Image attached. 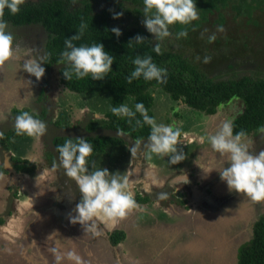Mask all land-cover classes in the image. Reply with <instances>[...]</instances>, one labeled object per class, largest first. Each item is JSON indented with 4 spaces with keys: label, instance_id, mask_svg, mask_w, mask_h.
Instances as JSON below:
<instances>
[{
    "label": "trees",
    "instance_id": "obj_1",
    "mask_svg": "<svg viewBox=\"0 0 264 264\" xmlns=\"http://www.w3.org/2000/svg\"><path fill=\"white\" fill-rule=\"evenodd\" d=\"M105 1L107 0H25L16 14H11L5 8L2 18L13 27L39 24L48 32V38L42 46L45 71L57 63L65 48V39L74 35L81 23L86 27L80 38L73 41L75 45L97 42L104 44L105 50L113 55L114 60L112 71L103 79L92 80L89 75L81 79L73 77L66 80L62 70L67 65L59 63L58 80L70 92L84 95L87 92L104 91L110 96L111 107H118L130 99L133 111L135 104L142 102L147 114L153 118L151 107L154 95L151 88L154 87L163 90L171 99L205 113H214L220 104L238 98L243 103V110L232 120L233 134L244 131L248 136L259 132L258 126L264 125V72H260L264 62V18H261L264 17V0H196L198 19L188 24L177 22L168 26L169 31L175 34L176 42L184 45L183 49L168 47L156 40L144 25H139V21L144 20L143 0ZM114 12H122V15L113 18ZM132 20L133 24L128 26L126 21ZM218 26H223V31L218 30ZM112 27L121 29L119 37L111 32ZM182 29L187 31V35L177 37ZM6 30L12 33L14 40L18 38L15 32ZM230 30L232 32L224 33ZM137 34L145 37L139 43L134 40ZM213 34L215 39L209 41L208 37ZM35 40L43 41L40 36ZM157 43L160 44V54L153 50ZM229 54H234V60L238 64L256 65L260 73L257 72L258 75L254 77L234 75L231 80L214 81L209 76L213 64ZM137 56H151L157 67L166 69V79L163 82L155 78L145 80L141 75L129 82L127 77L135 67L132 60ZM205 57L209 58L207 62ZM206 63L208 65L205 68ZM111 109L105 114V129L115 132L120 130L134 142L137 139H148L151 126L143 121L139 112L129 118L118 116ZM20 111L24 110L14 109L17 114ZM32 115L36 116L34 113ZM86 128L93 131L96 125L89 121ZM178 129L180 130L179 127ZM179 135L181 137V131ZM16 136L21 135H17L14 129L1 132L0 144L8 149L7 141ZM75 137L55 135L52 142L56 148L66 139L75 140ZM82 138L88 140L93 147V152L87 158L89 162L96 153L127 142L117 134L87 135ZM12 160L22 162L19 167L30 170L26 160L17 156H12ZM0 171L5 172L1 165ZM144 199L137 198L139 202ZM184 202L181 200V203ZM109 238L111 244H116L125 238V233L123 230H115ZM236 256V264H264V213L259 214L253 222L252 236L238 246Z\"/></svg>",
    "mask_w": 264,
    "mask_h": 264
},
{
    "label": "rangeland",
    "instance_id": "obj_2",
    "mask_svg": "<svg viewBox=\"0 0 264 264\" xmlns=\"http://www.w3.org/2000/svg\"><path fill=\"white\" fill-rule=\"evenodd\" d=\"M261 18L264 17L262 16ZM141 23L143 24V22L139 21V25H141ZM7 29L15 32L18 39L14 42L17 55L5 61L6 63L0 64V72L4 74L6 80L3 84H7L0 88V124L3 125L2 129H8L14 125V122L10 126L7 124L9 122L11 123L9 110L13 104L10 103L15 102L22 104L19 101H11V99L17 96L15 93L22 91L23 86L28 88L30 95L28 97L30 103L28 108H33V111L40 112L42 116L40 119L42 118L41 120L45 122L46 131L40 135L43 141H48L49 136L51 137L56 134L67 132L66 130H62L61 127H72V124L76 125L73 129L74 132L77 133L76 135H78L76 137L82 136L83 133L90 135L117 134V132L112 133V131L103 127V124L107 122L105 114L112 108L110 96L107 92L94 91L82 95L63 89L58 83V68L60 64L57 63L45 71L44 75L39 80H36L35 76L27 73L22 68L26 59L44 56L42 46L47 33H44L41 25H20L18 27H12L9 23L7 24ZM169 32L170 35L168 37L159 41H162V43L166 44L168 47L183 49L184 45L176 42L177 39L175 34L172 31ZM229 32H232V30L225 31L224 33L228 34ZM34 33H37L36 36H34ZM23 36L27 39V43L25 44L22 43ZM39 36L43 41L35 40ZM30 40H35L34 43H39V47L36 44H31ZM36 47L39 48V50H35ZM232 55L233 54H229L222 59L224 62L231 63L233 62ZM15 58H18L19 61ZM221 61L222 60L216 63H220ZM207 65L206 63L205 68ZM260 72H264V62H262ZM28 80H31L32 83L29 84ZM10 86L16 89V92L13 93V88H9ZM154 93L156 95V99L154 100L155 105L153 106L156 115L155 122L157 124L163 123L165 125H172L174 128H182V140L178 143L177 147L178 150L182 149L184 151L185 159L176 164H171L168 155L162 157L150 151V148L147 146L148 139L141 141L137 151L131 153L130 148L135 142L129 139L127 135L120 132L119 135L124 136L127 142L125 145H122L120 149H114V152L120 154L123 159L126 157L129 158V160L131 159V164L130 166H124L122 159L118 158L116 170L118 167H124V169L129 168L128 176L129 182L132 185L131 191L141 192L142 195L148 191L151 194V200L149 203L144 204L145 206L142 207L143 210L140 209L139 211L140 214L144 216L145 214L148 215L147 218L139 217L140 219L138 220L141 227L137 226L132 229L133 225L136 223H133V219L128 215L120 219L121 221L119 223L123 226L122 229L125 230L126 237L119 246H110L108 243L105 244V253L101 256L102 258L98 264H135L134 262L136 261L139 264H171V262L172 264L173 262H175L174 264H213L216 258L215 249L219 251L220 242L228 248V246H231V243H234L233 241L236 238L234 233L241 229L243 230V236H248V231L251 229L253 222L259 214L264 213V201L253 202L248 200L242 193L229 191L227 185L221 187L223 180H221L219 171L216 169H221L224 166L227 167V162H225L224 156L212 149L206 137L208 134H214L224 120L231 118L227 117V115H222L223 108H220L222 112L213 115H204L202 113L194 115L191 108H187L182 104L184 107H178L179 116L176 115L175 120L173 119V122L176 123V125H174L169 121L172 113V109H170L171 106L169 107V103H166V100L169 98L162 93H158V91L155 92L154 90ZM175 103V101L172 102V104ZM124 104L130 107L131 100H126ZM182 112L184 116H182ZM97 113L99 114V118L95 115ZM78 117L80 118L78 119ZM88 121H92L96 125V129L86 132L87 129H85V126ZM53 123L55 125H53ZM201 136L205 137V142L203 144L199 142ZM247 137H251L254 141L251 145V151L258 152L261 148H264V132L250 134ZM43 149L45 150L46 148ZM43 149H41V151H43ZM110 151L108 154H110ZM149 157H153L154 160L159 161L160 165L163 164L164 167L167 165V168H164L165 172L157 173L158 164L154 160L149 159ZM204 158H208L209 162L215 160L213 162L214 166L207 165L202 161ZM4 159L9 161L6 164L7 167H10V160L7 157ZM38 160L39 162L42 161L40 155ZM44 163H42V166L52 168L49 165V161L46 159H44ZM212 168L215 169L211 170ZM208 171L210 172L208 173ZM27 173L29 172L20 173L18 175V180H20L22 176H28ZM160 174L164 177L163 181L158 177ZM164 174H166L167 177H165ZM149 178L152 182H155L154 184L163 183L161 186H150L151 183L149 182ZM171 185H173L172 188ZM176 185H179V191H177L176 195H173L171 194V189L174 190ZM10 186L12 187V185ZM158 190L167 194L162 202L153 197L157 194ZM243 197L246 199L240 201ZM181 200L185 202L181 203ZM216 203H218L219 206ZM211 204L216 206L212 207ZM231 205H236L240 209L242 205H245L246 207L241 213V215L245 217L243 222L238 219L231 221L229 218L228 224L224 225L223 229L225 230L223 231L225 236H220L219 239H217L216 234L210 233L208 228L201 229L186 225L180 227L178 230L174 229L172 231V229L170 230L162 227L165 221L171 222V217H168V213L172 214H170V216H172L174 222L183 223L185 218L191 215L192 210L199 211L203 214L200 215L198 212H192L196 215V218H203L200 222L204 223L200 224H206V226L211 227L214 225L213 223L211 225V222L208 221L214 218H207V216H209V214L211 216V212L217 213L222 210L224 216L229 217L230 214H226V209H229ZM162 207H164V209ZM150 212L155 213V215H151ZM160 212H164L163 215ZM165 212H167V214H165ZM129 213H131V211ZM158 213H160V215ZM204 214H206V218H204ZM215 215L217 216V214ZM220 222L221 221L218 223ZM191 224H193V222ZM107 226L108 225L97 221L98 229L102 230L104 234L100 236H93L91 234L93 236L92 242L94 241L99 246H101L100 244H104L101 239H105L104 236L109 230L116 229V227L110 228ZM201 238L205 242L214 243L216 245L215 249L207 244L205 252L199 250V240ZM148 239H150L151 242ZM138 240L142 241L147 247V250L143 254V259L139 257L141 252L135 251V248L138 247L134 242ZM107 251H109V253H106ZM127 258L130 259L128 260ZM34 259L40 260L37 254L34 255ZM105 259L109 260V263H107ZM233 263L234 259L230 258L229 264Z\"/></svg>",
    "mask_w": 264,
    "mask_h": 264
},
{
    "label": "clouds",
    "instance_id": "obj_3",
    "mask_svg": "<svg viewBox=\"0 0 264 264\" xmlns=\"http://www.w3.org/2000/svg\"><path fill=\"white\" fill-rule=\"evenodd\" d=\"M25 0H0V64L17 55L13 43V35L7 31V21L3 14L7 8L11 14L19 11V6ZM143 24L147 31L154 34L156 40H162L170 35L169 25L174 23L188 24L198 19L196 0H143ZM122 12H114L113 18L119 17ZM86 25L81 23L78 31L64 41L65 48L60 53L57 64L63 63L67 67L62 70L66 80L73 77L81 79L91 76L92 80L103 79L106 74L112 71L111 65L114 57L105 50L102 42L92 44L73 43L80 38ZM218 30L223 31V26H218ZM111 32L117 37L121 35L119 27H112ZM187 31L181 30L177 37L186 36ZM145 37L137 34L134 40L139 43ZM209 41L215 39V35L208 37ZM132 41V40H130ZM153 50L160 54V44L154 45ZM209 58L205 57V61ZM44 57H31L24 61L22 68L39 80L45 73L43 63ZM135 65L130 75L127 77L131 82L141 75L145 80L155 78L163 82L166 79V69L159 68L152 62L151 56L135 57L132 60ZM165 74V75H162ZM29 84L32 83L28 80ZM111 111L118 116L134 117L139 112L143 121L150 125L147 146L152 153L162 157L169 156V162L176 164L185 159L184 151L178 150V143L182 138L180 130L172 125L163 123L157 124L153 117L147 114L142 102L135 104V111L126 104L112 107ZM99 118V114H95ZM137 123H140L137 121ZM46 131L45 122L30 114L28 111H20L14 120V132L17 135L40 136ZM257 131L264 132V125H260ZM120 130H117V135ZM66 139L62 144L56 146L59 154V164L63 167L65 175L75 181L80 199L75 205V215H70L71 222H79L84 231H89L93 236H100L104 233L98 229L97 221L108 226L116 224L120 219L126 217L133 209L141 208L134 199L131 191L132 185L129 178L122 176L118 171H111L107 167H95L89 170L88 157L93 152L92 144L82 138L75 137ZM207 142L212 149L225 157L227 167L216 169L219 171L221 180L226 182L229 191L242 193L248 200L253 202L264 201V148L258 152L251 151L254 143L251 137H247L244 131L233 134V121L224 120L214 134H208ZM200 143L205 142V137L199 138ZM141 141L137 139L130 148L131 153H135ZM215 168H212L213 170ZM210 170V171H211ZM208 171V173L210 172ZM166 193H160L159 198L166 197ZM141 210H143L141 208ZM55 251V249H53ZM69 259L80 264L81 257L73 252H68ZM61 256L57 255L59 261Z\"/></svg>",
    "mask_w": 264,
    "mask_h": 264
},
{
    "label": "crops",
    "instance_id": "obj_4",
    "mask_svg": "<svg viewBox=\"0 0 264 264\" xmlns=\"http://www.w3.org/2000/svg\"><path fill=\"white\" fill-rule=\"evenodd\" d=\"M5 81L4 74L0 72V88H2L1 86L4 85ZM9 88L13 87L10 86ZM22 88L21 92L15 93L17 96L11 101L26 102L28 100L30 96L28 88L23 86ZM14 92H16V89L13 88ZM8 146L9 150L6 151L5 156L3 155L2 158L7 157L9 159L13 155L28 157L31 160L38 161L39 155L41 156L42 154L43 142L39 136H27L11 139L8 141ZM120 148L121 146H114V148L110 147L102 153H96L89 162V170H94L95 167H107L110 172L118 171L120 175H126L129 178V168L118 167L116 170L118 158L122 159L124 166H130L131 164V159L129 160L127 157L123 159L120 154L114 152V149ZM109 151L110 154H108ZM149 159L154 160L153 157H149ZM2 160L3 163L0 162V165L4 167L5 172H0V219H4V223H0V264H76V261L69 259L67 256L70 251L81 257L80 264H98L102 258L101 256L105 253L104 247L107 244V240L105 237V239H101L104 244L99 246L94 241L92 242L93 236L89 231H84L79 222L70 221L69 216L76 214L75 205L77 204L73 196H76V191L73 187L71 185L67 186L62 180L58 179L61 174H57L53 167L49 168L42 165L38 166L35 171L27 173L28 176H22L18 180L17 174L13 173L11 169L7 170L6 163L9 161L6 159ZM154 161L158 164L157 173H164V168H167V165L164 167L163 164L160 165L159 161ZM202 161L207 165L214 166L212 163L215 160L209 162L208 158H204ZM164 175L167 177L166 174ZM158 177L163 181L164 177L162 174L158 175ZM149 182H152L150 178ZM13 184L19 186L18 191L21 195L18 199L11 202L9 188L11 187L10 185L13 187ZM139 211L137 208L128 214L133 219V223H136L132 229L137 226L141 227L138 220L140 219L139 217L147 218L143 214L142 216ZM192 212H198L203 215L199 211L192 210ZM192 212L190 216L185 218L183 223L174 222L172 216H170L171 213L167 214L165 212L168 217H171V222L165 221L162 227L172 229V231L186 225L206 227V224H200L204 223L200 222L203 218H196V215ZM160 213L163 215L164 212ZM204 218H206L205 214ZM120 221L107 227L122 228ZM192 222L193 224H191ZM134 244L138 247L135 248V251L141 252L139 257L143 259V254L147 247L140 240L134 242ZM106 253H109V251ZM35 254L39 256L41 261L34 259ZM57 255L61 256L59 261L56 260ZM127 259L129 260L130 258ZM105 260L109 263V260ZM134 263L139 264L137 261Z\"/></svg>",
    "mask_w": 264,
    "mask_h": 264
},
{
    "label": "flooded vegetation",
    "instance_id": "obj_5",
    "mask_svg": "<svg viewBox=\"0 0 264 264\" xmlns=\"http://www.w3.org/2000/svg\"><path fill=\"white\" fill-rule=\"evenodd\" d=\"M109 1H115V0H109ZM108 0L107 1H105V2H109ZM133 22H134V20H132V21H126V23L127 24H129L128 26H131L132 24H133ZM31 25H35V24H31ZM141 25H144V24H141ZM24 26H26V25H24ZM13 27V26H12ZM43 28V27H42ZM43 31H44V33H48L44 28H43ZM23 38V44H25V43H27V39L23 36L22 37ZM47 38H48V34L46 35V39H45V41L47 40ZM18 38H16L14 41H13V43L14 42H16V40H17ZM31 41V44H35L34 42H35V40H30ZM30 41H29V43H30ZM45 41H43L44 43H45ZM37 45V44H36ZM38 46V45H37ZM43 48V47H42ZM39 50V48H35V50ZM41 54V53H40ZM39 54V55H40ZM232 57H233V62H231V63H227V62H224V60H222L220 63H216L212 68H211V71H210V73H209V76L210 77H212V79L214 80V81H220V80H231L233 77H234V75H238V76H250V77H254V76H256V75H258V73L257 72H259V70L256 68V65L255 66H253L252 64H249V63H242V64H238L237 62H236V59L234 60V54L232 55ZM236 58V57H235ZM17 61H19L18 60V58H15ZM215 60V59H214ZM216 61V60H215ZM6 63V62H5ZM219 64V65H218ZM212 65V64H211ZM218 65V66H217ZM260 73V72H259ZM58 83L62 86V88L63 89H66L60 82H59V80H58ZM152 90V94L154 95V100L156 99V95H155V93H154V90H155V92L156 91H158V93H162V94H164V95H166L169 99H167L166 101V103H169V107L171 106V108L170 109H172V113H171V118H170V120L169 121H171V124H174V125H176V123H174L173 122V119L175 120V118H176V114L175 113H179V109H178V107L179 108H181V107H187V108H191V107H188L187 105H185V104H183L182 102H180V101H178V100H173V99H171L170 97H169V95L167 94V93H165L163 90H161V89H159L158 87H154V88H151ZM67 90V89H66ZM68 91V90H67ZM40 101H41V99H40ZM176 102L175 104H172V102ZM22 104H19V103H11V104H13L12 106H11V108H10V110H9V116L11 117V119H10V121H11V123L9 122V123H7V124H9V126L10 125H12L13 124V122H14V120H15V116L17 115V113L16 112H14V109L15 108H17V109H23L24 111H28L30 114H32V113H34L35 115H36V117L37 118H39L40 119V117H42L41 115H40V112H36V111H33L34 109L32 108V109H29L28 108V106H30V103H29V100H27V102H21ZM180 103V104H179ZM131 104H132V102H131ZM130 104V105H131ZM184 106H183V105ZM155 105V102L153 101V105H152V110H153V106ZM182 105V106H181ZM132 106V105H131ZM131 106L129 107L130 109H131ZM220 108H223L224 110H222L221 111V109ZM192 109V113L195 115V114H197V113H203V114H214V113H218V112H222L223 114L222 115H227V117H231L230 119L231 120H233L237 115H239L241 112H242V110H243V103H242V101L240 100V99H238V98H234V99H231V100H229L228 102H226V103H224V104H220L219 106H217V109H216V111L214 112V113H205L204 111H200V110H197V109H194V108H191ZM153 112H154V120H156V115H155V110H153ZM42 114V113H41ZM186 114V113H185ZM82 115V114H81ZM167 115H169V114H167ZM193 115V116H194ZM182 116H184V114H183V112H182ZM80 117H78V119H79ZM42 119V118H41ZM40 119V120H41ZM167 120V119H166ZM71 121V120H70ZM71 122H73V121H71ZM89 122V121H88ZM87 125H88V123H86ZM53 125H55L54 123H53ZM73 125V126H72ZM71 126L72 127H67V128H65V127H61V129L62 130H66L67 132H64L63 134H56V135H61V136H63V135H65V136H70V137H72V136H78V135H76L77 133L76 132H74V126H76V125H74V124H72ZM86 125V126H87ZM2 126L3 125H1L0 124V133L1 132H5V131H8V130H12V129H14V125H12V127H10V128H8V129H2ZM85 126V127H86ZM85 129H87V128H85ZM180 131H181V138H182V128L180 129ZM69 132V133H68ZM86 132H89V130H87ZM112 133H116L115 131H112ZM259 133V132H258ZM48 135V134H47ZM87 135H90V134H86V133H83V135L82 136H80V137H83V136H87ZM96 135V134H95ZM28 135H21V136H16V137H12L11 139H16V138H22V137H27ZM247 136V135H246ZM249 136V135H248ZM40 137V136H39ZM55 137V135H53V136H49V138H48V141H43L42 140V142H43V148H46L45 150L43 149V151H41L42 152V154H41V158H42V161L41 162H39V160L38 161H35V160H31L30 158H28V157H19V158H21V159H24V160H26L27 161V163L28 164H26V165H28V166H30V170H26V169H24V168H20L19 166V164H23L22 162H18V161H14V160H12V156L13 155H11L10 157H9V160H10V167H6L7 168V170L10 168L11 169V171L13 172V173H15V174H17V175H19L20 173H24V172H33V171H35L36 169H37V167L38 166H40V165H42V163H44V159H46L47 161H49V165L51 166V167H53L55 170H56V172H57V174H61V176L59 175V177H58V179H60V180H62V182H64L67 186H70L71 185V187H73V189L76 191V196L75 195H73L74 196V198H75V202L77 203L78 201H79V199H80V193H79V189H78V187H77V185H76V183H75V181L74 180H72L71 178H69V177H67L66 175H65V172H64V169H63V167H61L60 166V164H59V155H58V153H57V151H56V148H55V145H54V143L52 142V140H53V138ZM124 137V136H123ZM11 139H9L8 141H10ZM42 139V138H41ZM8 141H7V144H8ZM9 150V146H8V149H5V148H3V146L0 144V155H1V160L2 159H4V158H2L3 157V155L5 156V153H6V151H8ZM4 151V152H3ZM2 163H3V160L1 161ZM148 163V162H147ZM45 164V163H44ZM202 166V165H201ZM3 167V166H2ZM4 168V167H3ZM183 182H186L185 180H182ZM71 183H73V184H71ZM163 183V182H162ZM162 183H159V184H153V182H151V184H150V186H153V187H156L157 185H160L161 186V184ZM177 183V182H176ZM180 183V182H179ZM178 183V184H179ZM187 185L189 186V184L187 183ZM179 185H176V187H175V189L173 190V189H171V194H173V195H176V193H177V191H179V187H178ZM159 187V186H158ZM173 187V185H171V188ZM15 188V189H14ZM18 189H19V186H17V184L16 185H14L13 184V187H10L9 188V197H10V199H11V202L12 201H15L16 199H18L19 197H20V193H19V191H18ZM159 189V188H158ZM161 189V188H160ZM160 193H163V192H161V190H158V192H157V194L155 195V196H153V197H155V199L156 200H160L161 202H162V200L164 199H161V198H159V194ZM133 195H134V199H135V201L137 202V204L138 205H140L141 206V208L142 207H144L145 205L144 204H147V203H149V201L151 200V194L148 192V191H146V193H144L143 195L141 194V192H136V191H133ZM78 197V198H77ZM138 197H141V198H145L144 200H142V201H138L137 200V198ZM147 198V199H146ZM178 198H179V196H178ZM204 199V198H203ZM220 199V198H219ZM221 200V199H220ZM207 203V202H206ZM217 205H218V203H216ZM211 206L212 207H214V206H216V205H212L211 204ZM219 206V205H218ZM141 208H138L139 210L141 209ZM163 209H164V207H163ZM134 210V209H133ZM150 214L151 215H155V213H152V212H150ZM158 214H160V213H158ZM142 215V214H141ZM143 216V215H142ZM145 216L147 217L148 215L147 214H145ZM2 221H0V223H4V219H1ZM115 230H123L124 231V233H125V237H126V232H125V230L124 229H122V228H116V229H113V230H109V232L108 233H106L105 234V238H106V240H107V243L110 245V246H119V244L123 241H120V242H117L116 244H111V240H110V238H109V234H111V232L112 231H115Z\"/></svg>",
    "mask_w": 264,
    "mask_h": 264
},
{
    "label": "water",
    "instance_id": "obj_6",
    "mask_svg": "<svg viewBox=\"0 0 264 264\" xmlns=\"http://www.w3.org/2000/svg\"><path fill=\"white\" fill-rule=\"evenodd\" d=\"M244 199H246L245 197L241 198L240 201H243ZM237 205V204H236ZM236 205H231L229 209H226V214H230L229 217H225L224 216V213L223 211H219L217 213H212L211 211V216L209 214V216H207V218H214V219H210L208 222H211V225L213 223L214 226H211V227H198V228H208V230H210V233L212 234H216L217 236V239L221 237H224L225 234H223V230L224 229V225H227L228 224V220L230 218L231 221L235 220V219H238V220H241V222H243V219L245 216L241 215L243 209H245V205H242V208L240 209L238 206ZM236 206V207H235ZM235 207V208H234ZM217 214V216L215 215ZM206 215V214H205ZM257 219V218H256ZM213 221V222H212ZM219 221H221L220 223H218ZM225 221V222H224ZM223 222V223H222ZM253 225V224H252ZM251 226V225H250ZM212 228V230H211ZM210 234V235H212ZM235 235V239H234V243H231V246H225L223 243L220 242V245H219V251H217L215 249L216 245L214 243H209V242H205L202 238L199 240V243L201 242V244H199V250L205 252V249L207 248V244H209V246L213 247V249H215V254H216V258L215 260L213 261L214 263L213 264H229V259L230 258H233L234 259V263L233 264H236V261H237V248L238 246L247 241L249 238H251L252 236V227L251 229H249L248 231V236L247 237H244L243 235V230H238L236 233H234ZM226 244V243H225Z\"/></svg>",
    "mask_w": 264,
    "mask_h": 264
},
{
    "label": "bare ground",
    "instance_id": "obj_7",
    "mask_svg": "<svg viewBox=\"0 0 264 264\" xmlns=\"http://www.w3.org/2000/svg\"><path fill=\"white\" fill-rule=\"evenodd\" d=\"M195 133V132H194ZM189 138V137H188ZM213 164V163H212ZM195 183V182H194ZM154 184V183H153ZM224 185H226V182L225 181H222L221 183V187H223ZM182 193V192H181ZM182 195V194H181ZM147 199V198H146ZM187 207V206H186ZM163 208V207H162ZM110 235V234H109Z\"/></svg>",
    "mask_w": 264,
    "mask_h": 264
}]
</instances>
